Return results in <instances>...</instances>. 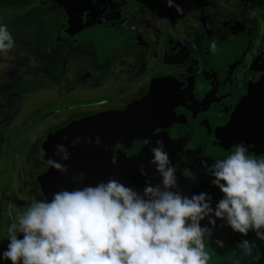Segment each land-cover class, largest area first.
Listing matches in <instances>:
<instances>
[{"label":"clouds","instance_id":"9594fccd","mask_svg":"<svg viewBox=\"0 0 264 264\" xmlns=\"http://www.w3.org/2000/svg\"><path fill=\"white\" fill-rule=\"evenodd\" d=\"M165 6L182 12L173 0ZM14 41L0 23V54L13 48ZM215 51V42L209 44ZM66 140L67 137H62ZM77 137L72 146L79 143ZM99 145L98 138L91 141ZM243 143L209 165L210 184L222 194L212 205L206 192L191 196L177 189V166L160 140L149 148L148 163L159 181L145 178L140 191L109 178L95 185L86 184L71 191L61 189L49 200H36L7 227V245L0 261L10 264H208L205 240L213 227L223 221L232 232L246 236L251 230L264 242V159L246 154ZM47 165L61 175L68 159L63 144L54 146ZM116 154L109 158L115 165ZM81 183L84 174L74 176ZM206 220V226L200 224ZM20 235L18 239L17 236ZM223 248L221 240L214 241ZM235 249L250 264L261 258L254 242L240 239ZM235 254V253H234Z\"/></svg>","mask_w":264,"mask_h":264},{"label":"flooded vegetation","instance_id":"af4514ba","mask_svg":"<svg viewBox=\"0 0 264 264\" xmlns=\"http://www.w3.org/2000/svg\"><path fill=\"white\" fill-rule=\"evenodd\" d=\"M118 1L120 6L126 9L127 12H129L127 9L133 10L131 12L132 15H129V17L120 14L117 15V12H115V10H117L115 6L116 0H107L108 9H113V11L107 10L108 14L102 11L101 5H99L100 9L98 11H94L95 6H91L89 0L87 5L92 7V12H90L88 17L86 15L83 16L81 20V30L80 26L77 24L79 29L75 31L76 33L72 34L73 39L76 41L73 44L67 39V32L70 30H61L60 35L56 37V34L54 33L53 35V32L49 29L52 28V30L55 31L56 28H59L60 19L58 17L62 16L63 11L58 12V14H53L54 22L51 26H46L44 23H41V26L38 27V31L41 32V37L38 42H34V40L32 42L33 44L39 43L40 49L35 45L36 47L33 46L32 50H36L35 54L40 55L42 58L38 60L41 65L40 70L34 73L35 75L41 77L56 76L57 79L55 78V80H58L62 77V74H59V76L57 75L54 70V64H57L59 58L66 61L65 57L67 55L86 63L82 62V64H84V69H79V67L73 71L69 80L72 85L68 86V90L78 88L93 89L96 83L91 82V77L86 71V68L89 70L105 69L118 59L120 70L125 72L128 70L127 72H130L135 68L139 71V74L142 72L141 79L136 83V88L129 94V97L123 92L117 94V98H120L117 104L113 106L112 104L109 105L106 99L98 102L81 101L76 102V104L71 103V105L65 106L64 109L59 110L60 113H66L68 111H72L73 113L78 112L79 114L75 117L77 120L96 115V113L102 114L121 111L122 109L129 108L140 98H144L152 89H160L154 85L149 86L148 83L151 77L154 78L160 75V72L165 71L166 68L162 65V58L160 56L167 55V42L170 40L171 42L173 41L175 47L172 49L173 52L170 53L173 56H169V59L165 61V63L174 64L176 61L184 63L181 67L175 66L174 70L177 74L186 77L184 86L185 91L189 93L192 92L197 101V106L196 104L195 106L190 105L189 100L185 97L187 93L184 90L179 91L178 89H180L179 87L182 85L177 84L174 89L176 90V94L173 96L177 99H181L182 102L177 107L175 113L190 129L203 127L207 129L208 141L205 146L206 150L218 146L219 130L222 126L215 127V125L217 123L221 124L226 118L227 112L232 111L233 113L242 98L248 94L246 89L251 83L248 78L245 81L247 77L245 74L251 69L254 60H256L255 58L258 57V53L262 54V51H264V0H223V2L220 0H200L199 4L195 1L190 3L189 0H173V2L178 4L182 9L180 14H177L174 9L166 7L164 0ZM63 2L62 0V5L59 10H67V5L64 6ZM187 4H189L188 10L184 9V6ZM46 9L42 12L43 14L50 11V7ZM137 10H139L138 13ZM28 11H30V9L25 12ZM70 11L71 10L68 12ZM140 11L143 12V17ZM149 12H156L157 15L154 17V20H160V23L158 21L157 25L159 23V26H162L160 30L162 29L163 33L158 31V33L162 35L159 40L155 38L156 29L152 18L148 20L147 14ZM191 13L195 19L194 21L190 19ZM31 14L32 12L30 11L28 16ZM69 15L73 22L74 16L71 13H69ZM39 20V23L42 22ZM30 26L31 25H27V27ZM96 27L100 28L101 32L96 30ZM139 29L140 33L138 32ZM151 29L155 34H151ZM47 31H49L48 34L46 33ZM118 33H120V36L123 38L124 36L131 37L130 34L138 33L140 34L138 36L141 38V40L139 39L141 44L134 45V43H136L135 40L133 44L130 45L129 49H127L128 51L119 55V57L110 54L105 57V61L99 62L95 54L96 51L107 49L111 52L115 50L117 46L116 39L111 35ZM34 38L36 37L34 36ZM41 41L43 43H41ZM213 41L215 42V51H210L209 44ZM166 48L167 50H165ZM41 49H43L45 53H42L40 51ZM84 50H92L91 56L87 58L83 53ZM107 53H105V55H107ZM125 53H130V56L135 55L137 63H132L133 61L129 60V55H125ZM63 54L65 55L63 56ZM158 57H160L159 60ZM139 59L143 61L139 62ZM152 60H155V62L148 68L145 63L146 61L151 62ZM227 60L229 61V63L226 64L227 67H225L227 70L219 71V66L221 68L223 62ZM67 63L70 65L73 61ZM215 63L217 68L216 72L213 70ZM62 64L65 63L63 62ZM165 73L168 72L165 71ZM70 74L71 72L66 71L64 77L66 78ZM251 77L256 81L264 77V60L259 64L257 73ZM29 79H33L32 74H30ZM147 86L150 88L146 89ZM167 92H169V90ZM124 96H126V98ZM132 96H134L132 99L126 101V99ZM205 97L207 100L204 103L202 100H204ZM124 100L125 102L121 104ZM127 104L129 105L127 106ZM31 105L34 106V104ZM52 114L53 113H49V115ZM49 115L46 113L45 116L40 117V122L45 120ZM33 119L35 120L36 117L33 116ZM44 133L46 134V132ZM48 135L49 134L43 138L42 136L36 137L37 140L33 141L34 145L29 150V156H32L30 160L37 163L36 166L33 167L34 172H41V175L46 171V166L44 167V164L39 160L41 159L40 151L42 150L43 141H45ZM21 137H19V139L21 138L22 140L20 142H23L25 145L31 141L29 135L27 136L25 134ZM32 137L33 131L31 134V138ZM26 139H29V141H26ZM1 140L2 137L0 136V142ZM36 141L38 143L40 142L41 146L38 147V143L36 146ZM220 141L221 144H226V140L225 142L223 139ZM261 158L264 159V154L261 155ZM31 182L33 183L32 180Z\"/></svg>","mask_w":264,"mask_h":264},{"label":"rangeland","instance_id":"374dc122","mask_svg":"<svg viewBox=\"0 0 264 264\" xmlns=\"http://www.w3.org/2000/svg\"><path fill=\"white\" fill-rule=\"evenodd\" d=\"M63 1V5H67V10H71L70 12L65 9L59 10L62 5V0H0V23L6 24L14 41L12 49H10L6 54H0V60L2 58L0 62V136L2 137L0 142V252H3L6 249V245L8 243V225L15 222L16 216L22 213L30 203L36 200H45L44 196H41V194H44L43 187H41V185H37L36 183V179L41 177V172H34L33 167H35L37 163L35 161H31L30 158L32 156H29V150L34 145L33 141L37 140L36 137L42 136L43 138L47 134H50V136L53 137L54 134L56 135L57 133H62L67 128L72 126L76 115L79 113H73L72 111L60 113L59 110L64 109L65 106L71 105V103L76 104V102L81 101L98 102L105 99L109 105L112 104L113 106L114 104H117L120 99L117 98V94L119 92H123L129 97V94H131L134 88H136L135 85L142 76V72L139 74V71L135 68L130 72H127L128 70L126 72L120 70L118 59L112 62L105 69L89 70L86 68V71L91 77V82L96 83L93 89L78 88L68 90V86L72 85L69 80L73 71L79 67V69H84V64H82L84 61L77 60L69 55L65 57L66 61L59 58L57 64H54V70L57 75L59 76V74H62V77L58 80H55V78L57 79L56 76L41 77L39 75H35L34 73H37L38 70H40L41 64L38 60L42 57L35 54L36 50H32L35 45L38 49H40L39 43L33 44L32 41H39L41 32L38 31V27L41 26V23H44L46 26H51L54 22L53 14H58V12L63 11L62 16L58 17L60 19L59 28H56L55 31L52 30V28L49 29L53 32V35L54 33L56 34V37L60 35L61 30H70L67 32V39L71 42V44H73L76 41L73 39L72 34L76 33L75 31L79 29L77 24L80 26L81 30V20L83 19V16L86 15L88 17L90 12H92V7L87 5L89 0ZM189 1L190 3L193 1L197 4L200 3V0ZM220 1L223 2V0ZM90 3L91 6H95L94 11H98L100 9L99 5L102 6V11L104 13L108 14V11H113L112 8L108 9L107 0H90ZM115 6L117 8V10H115L117 15L120 14L127 17L132 15L131 12L133 10L127 9L129 10V12H127L126 9L120 6L118 0H116ZM47 7H50V11L43 14L42 12ZM28 9L32 12L30 16H28L30 11L25 12ZM184 9L188 10L189 4L185 5ZM138 12L139 10H137V13ZM143 12H141L142 17L144 16ZM69 13L74 16L73 22ZM156 15V12H149L147 14L148 20L150 18L153 20V24L156 29L155 38L159 40L162 35L158 33V31L161 33H163V31L162 29L160 30V28H162V26H159L160 20H154ZM190 19L192 21L195 20L192 13ZM38 20L42 22L39 23ZM158 21L159 23L157 25ZM27 25L31 26L27 27ZM96 30L101 32L100 28L96 27ZM48 32L49 31L46 33L48 34ZM138 32L140 33V29ZM151 32V34H155L152 29ZM120 35V33L111 35L114 39H116L117 46L115 47V50L111 52L107 49L96 51L95 54L98 57L99 62L105 61V57L110 54L115 57H119V55L128 51L127 49H129L130 45H132L135 40L136 43H134V45L141 44L139 41L141 38L138 36L140 34L138 33L130 34L131 37L124 36V38ZM34 36L36 38H34ZM41 43L43 42L41 41ZM173 44V41L171 42L168 40V50L167 48L165 49L168 53L167 55L160 56L162 58V65L166 68L165 71L168 73L163 71L160 72V75H157L154 78L151 77L148 85L164 88L167 91H174L176 85L180 84L182 86L179 87L180 89L178 90L185 91L184 86L186 83V77L177 74L174 70L175 66L181 67L184 63L181 61H176L174 64L165 63V61L169 59V56H173L170 54L173 52L172 49L175 47ZM40 51L45 53L43 49ZM83 53L88 58L91 56L90 54L92 53V50H84ZM105 53H107V55H105ZM64 55L65 54H63V56ZM125 55H129V60H132V63H137L135 55L130 56V53H125ZM160 57H158V60ZM91 58L95 59L94 57ZM69 61H73V63L69 65V63H67ZM142 61V59H139V62ZM63 62L65 64H62ZM153 62H155V60H152L151 62L146 61L145 64L148 68H150ZM66 71L71 72V74L65 78L64 75ZM30 74L33 76V79L31 80L29 79ZM149 86H147L146 89H149ZM170 93L173 94V92ZM186 93L187 95L185 97L189 100L190 105L195 106L196 104L197 106L194 94L192 92ZM175 94L176 93L174 92V95ZM124 97L126 98V96ZM133 97L134 96L126 99V101H129ZM123 102H125V100L122 101L121 104H123ZM202 102H204V100H202ZM31 104H34V106ZM129 104H127V106ZM46 113L47 115H49V113L53 114L47 116L45 120L40 122V117L45 116ZM231 113L232 111L227 112L226 118L221 122V124L217 123L215 127L224 126ZM32 115L36 117L35 120ZM32 131L33 137L31 138ZM44 132H46V134ZM25 134L27 136L29 135L31 139V141L26 145L23 142H20L22 141L21 136H24ZM19 137L21 138L19 139ZM27 140L29 141V139H26V141ZM37 143L38 142L36 141V146ZM39 146H41L40 142L38 143V147ZM39 160L45 167L47 160L45 159V156L42 160ZM17 238H20L19 234ZM255 245L261 253V258L256 262V264H264V242H257ZM205 251L209 253L210 257L208 264H250V257L241 255L239 251L235 249V246H227L224 244L223 248H218L216 247L214 241L210 240V238L205 240ZM0 264H10V261L3 260L0 261Z\"/></svg>","mask_w":264,"mask_h":264},{"label":"water","instance_id":"95a60500","mask_svg":"<svg viewBox=\"0 0 264 264\" xmlns=\"http://www.w3.org/2000/svg\"><path fill=\"white\" fill-rule=\"evenodd\" d=\"M262 52L258 53L251 69L245 74V81L248 78L251 83L246 89L248 94L230 114L227 123L220 127L218 146L206 150L207 129H190L176 115L175 111L182 102L173 96L176 90L167 92L163 88L152 89L127 109L75 119L64 132L53 137L49 134L41 147V159L45 156V159L52 157L59 160L58 155L52 154L55 145L63 144L68 159L60 162L67 167V173L61 175L46 163V171L36 179L37 185L43 187L44 194L41 196L49 200L52 193L61 189L71 191L109 178L137 191L143 188L145 178L156 184L159 178L148 163L149 148L155 145L156 140H160L170 161L177 166L176 190L187 196L206 192L211 196L214 206L222 194L210 184L208 172L213 160L228 155L239 143H243L248 150L246 154L255 159H262L261 155L264 154V77L257 81L251 77L257 73L259 64L264 60ZM227 63L228 60L223 62L219 71L227 70ZM216 69L215 63L213 70L216 72ZM62 137L67 139L63 140ZM77 137L80 142L72 146V141ZM93 138L99 139V145L91 142ZM221 139L224 142L226 140L225 145L221 144ZM113 153L117 157L115 165L109 163ZM80 173L84 174L83 181L74 182L72 178ZM200 224L206 226V220ZM216 224L221 226L213 227L210 236L212 241L221 240L227 246H235L240 239L261 242L251 230L242 237L232 232L223 221L216 220Z\"/></svg>","mask_w":264,"mask_h":264}]
</instances>
